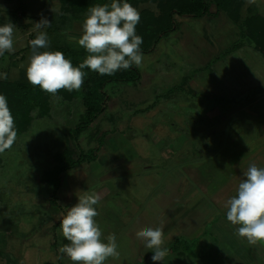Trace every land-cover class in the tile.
Instances as JSON below:
<instances>
[{"label":"rangeland","instance_id":"rangeland-1","mask_svg":"<svg viewBox=\"0 0 264 264\" xmlns=\"http://www.w3.org/2000/svg\"><path fill=\"white\" fill-rule=\"evenodd\" d=\"M211 1L210 17L176 16L177 30L163 37L153 52L143 54L139 68L135 66L142 75L140 82L106 87L111 99L108 111L79 140L89 150L105 133L102 157L62 175L59 209L51 205L52 190L42 178L52 171L57 154L69 153L78 159L79 147L72 133L85 109L79 91L57 95V99L28 83L29 41L37 35L34 23L47 18L51 26L43 31L48 34L49 47L41 51H62L70 59L69 52L84 60L87 52L78 45L83 21L90 7L104 3L0 0V26L9 21L16 26L14 51L0 56V74H7V79L0 75V87L5 88L0 94L9 95L18 133L12 148L0 153V264H72L59 251L69 243L59 223L85 192L101 197L95 219L102 238L116 236L119 259L109 258L105 264L221 262L224 252L210 247L211 240L204 241L210 247L206 256L193 254L203 244L201 239L182 241L177 255L153 261L152 250L135 236L141 228L159 227L162 220L166 226L158 205L164 206L179 186L182 165L193 163L191 155L202 151L205 140L199 130L212 134L213 140L205 138V144L215 155L226 154L223 160L228 153L244 152L248 133L257 138L264 124V55L247 39L250 32L242 29L246 19L263 23L264 0ZM163 2L167 0H143L134 6L143 25L154 28L153 35L158 33L154 26L163 16ZM75 5L77 10H73ZM31 91L43 93L40 107V93L29 98ZM256 143L259 147L260 140ZM166 242L168 248L171 244L167 247ZM248 254L237 256L253 262Z\"/></svg>","mask_w":264,"mask_h":264},{"label":"clouds","instance_id":"clouds-1","mask_svg":"<svg viewBox=\"0 0 264 264\" xmlns=\"http://www.w3.org/2000/svg\"><path fill=\"white\" fill-rule=\"evenodd\" d=\"M140 18V12L127 0H111L110 4L90 7L78 39V45L86 50L87 56L79 66H74L62 51H41L49 47L48 34L43 29L51 26V22L42 17L33 25L36 37L29 41L28 83L59 99L57 93L61 90L72 92L82 89L87 75L84 69L111 76L133 65L139 68L143 61L140 48L143 38L136 33ZM15 29L10 21L0 26V56L14 51ZM0 75L7 79L6 73ZM17 135L8 100L0 94V153L12 148ZM243 176L245 178L238 184L236 194L225 202L226 218L238 226L237 235L246 238L250 244L264 242V167L251 163ZM100 199L98 193L85 192L75 205L68 208L59 223L63 237L69 242L59 251L72 264H105L109 258L119 259L115 234H109L105 241L95 219L99 215L96 206ZM135 236L152 250L153 261L165 260L168 249L164 247L163 221L159 227L139 229Z\"/></svg>","mask_w":264,"mask_h":264},{"label":"crops","instance_id":"crops-1","mask_svg":"<svg viewBox=\"0 0 264 264\" xmlns=\"http://www.w3.org/2000/svg\"><path fill=\"white\" fill-rule=\"evenodd\" d=\"M212 126L208 125V127ZM261 128L257 138L248 133L244 142L246 146L244 152L240 154L237 152L228 153L223 160H221L222 155L226 154L215 155L212 147L205 144L207 143L206 139L209 141V137L213 140L212 134L198 131L205 140V142L202 141V151H198L196 157L191 155L194 158L193 163L182 165L179 186L173 188L171 198L167 203H164L163 208L160 204L158 205L167 223H165L163 231L165 240H169L165 241L166 246L171 244L168 248L176 241L189 242L201 239L203 244L193 250V254L200 253L206 256L204 252L213 245L212 248L217 249L218 253L224 252L220 259L221 262L214 263L212 261L213 264H257V261L264 264V242L250 244L246 238L239 237L237 235L238 226L232 225L227 220V209L224 206L226 200L236 194L238 184L245 178L243 172L251 163H255L258 167H264V124H261ZM212 130L214 134V129L212 128ZM257 139L260 140L259 147H257ZM250 143L254 145L251 146ZM184 147L186 149V145ZM171 156H177V153H172ZM171 156H166V158ZM209 240L213 243L207 247L208 245L204 241L208 242ZM186 246L188 247V245ZM182 250L184 248L181 247L180 251ZM241 251L249 253L248 256L253 262L250 260L244 262L245 257L239 259L237 255L245 256V253H241ZM210 257L213 260L216 259Z\"/></svg>","mask_w":264,"mask_h":264},{"label":"trees","instance_id":"trees-1","mask_svg":"<svg viewBox=\"0 0 264 264\" xmlns=\"http://www.w3.org/2000/svg\"><path fill=\"white\" fill-rule=\"evenodd\" d=\"M58 1L62 2V4L64 5V3H68L71 0ZM89 1L94 2L95 0ZM141 1L143 0H127V2L130 3L133 7ZM106 2L107 1L103 0L102 3L105 4ZM164 3L165 5H162L163 7L161 6L163 16L159 18V20L157 21V23H155L154 26L155 31H158V33L153 35V33L151 32H153L154 28L150 30V26L143 25L142 21H140L136 26L137 35L142 34V37L147 36L143 43L144 46H140L143 54L153 52L156 46H158V44L161 42L163 37L177 30V22L175 19L176 16L180 18L204 19L208 16L210 17V8L213 4L211 0H167V3L163 2V4ZM77 8H79V6L75 5L73 10H77ZM257 20L258 19L255 18L246 19L245 22L242 24V29L245 28L243 29L246 30L245 32H250V34H248L247 36V39L251 41V43L254 45L255 49L259 53L264 55V20L263 23L260 25L257 24ZM145 33L147 35H144ZM68 57H70V60L72 61L74 66H79V64L83 60L80 56L69 52ZM84 71L87 73V75L84 79L82 89L77 94L82 99V104L85 109V115L83 119L79 122V124L75 127L72 133L73 140L79 147V157L75 160L74 158L70 157L71 154L69 153L57 154L55 157V166L53 167L52 171L45 173L42 178L43 183H45L52 190V197L50 201L51 205L59 209L61 208L58 203V193L62 185V175L66 172L73 171L81 167L83 164L90 165L96 163L102 157L103 150L105 148V133L100 136L96 146L89 150L83 149L82 146L79 145V140L82 134L90 131L93 128L94 124L97 122V120L103 117L108 111L111 105V99L105 91L106 87L114 83L136 84L142 80V75L140 71L135 67V65H133L128 70H119L111 76H102L96 72L90 71L89 69H84ZM14 88L16 91L20 89L19 87ZM2 89L5 88L0 87V92ZM73 92L74 91H72L71 93ZM36 93H40L38 100L40 107L43 99L45 98L41 96L43 93L41 91H31L28 93V95L30 96L29 98H32V96H34ZM68 93L70 92L66 90H61L57 93V95L66 96ZM2 94H5V91H3ZM6 98L8 100L9 95H6ZM25 110H27V108H25ZM66 154H69V156H67ZM180 243L183 244L180 241H176L170 248H168V254H176L177 246L180 247ZM187 250L188 248L186 249V251ZM181 259L179 261L183 262V259Z\"/></svg>","mask_w":264,"mask_h":264}]
</instances>
